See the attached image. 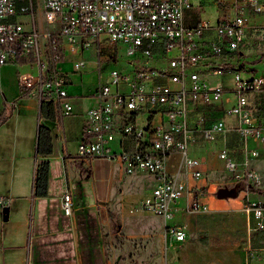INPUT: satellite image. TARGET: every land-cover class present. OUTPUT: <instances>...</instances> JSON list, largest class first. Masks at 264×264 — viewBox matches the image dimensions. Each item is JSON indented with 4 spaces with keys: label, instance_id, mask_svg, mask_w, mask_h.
I'll return each instance as SVG.
<instances>
[{
    "label": "built area",
    "instance_id": "built-area-1",
    "mask_svg": "<svg viewBox=\"0 0 264 264\" xmlns=\"http://www.w3.org/2000/svg\"><path fill=\"white\" fill-rule=\"evenodd\" d=\"M217 3L231 9V14L223 11L215 24L199 18L190 26L184 17L193 0H0V66L30 58L38 70L20 74V85L39 101L53 102L62 113H70L72 71L58 65L63 57L95 51L101 74L102 64L117 61L124 49L130 65L110 68L106 78L99 77L93 90L98 102L86 111L84 136L73 158L118 161L127 174H150L154 184L139 200V208L164 221L173 217V205L186 194L190 196L188 211L207 212L208 207L187 183L169 172L171 156L179 154L178 168L201 177L202 160L191 154L190 146L197 134L208 141L225 134L229 126L224 115L236 116L232 128L244 140L246 156H259L260 148L264 155V122L248 98L249 93L264 91V75L243 78L239 66L234 65L245 42L249 18L264 16V0ZM38 17L46 24L44 29L39 27ZM207 31H213L212 38L204 37ZM103 48L112 52L99 54ZM163 59L166 65H153ZM86 66L84 57L73 62L77 72L85 71ZM225 72L233 73L235 102L208 122L226 88L210 85L207 77ZM140 115L145 119L140 120ZM249 140L256 146L250 147ZM217 155L233 181L250 185L259 181L248 158L240 167L227 147L220 148ZM8 203L9 197L0 196V206ZM61 208L66 215L73 212L69 188L61 196ZM244 208L252 213L255 227L264 230V205L245 202ZM164 234L177 242L186 238L184 227L177 224H166Z\"/></svg>",
    "mask_w": 264,
    "mask_h": 264
},
{
    "label": "crops",
    "instance_id": "crops-1",
    "mask_svg": "<svg viewBox=\"0 0 264 264\" xmlns=\"http://www.w3.org/2000/svg\"><path fill=\"white\" fill-rule=\"evenodd\" d=\"M252 17L253 23L249 22V28L245 35H247L251 29L264 27V22H260L262 19L259 21L260 17L264 20L263 15L258 14ZM199 18L200 17L193 6L186 10L184 20L187 25H194ZM38 23L41 29L46 27V24L41 17H38ZM213 35V31H207L204 37L209 39L212 38ZM245 44L246 38L244 45ZM85 52L86 51L76 54L87 60L86 70L83 72L74 71L73 62L75 59L71 58L72 56H75L74 54H66L58 63L61 69L72 71V79L68 85V92L73 109L70 113H62L60 107H57L53 103L55 110L54 116H48L44 113L46 111L48 112V107H45L42 112V101L29 95L20 85L19 76L23 73L20 72L18 67H35V71L31 72L33 74L38 70L36 64L30 63V58H20L0 66V69L6 67V65L15 68L14 77L18 85L16 93L11 94L8 97L5 96V92H8L7 88L0 87V96L2 97L0 116L4 115L6 118L5 121L0 124V140L2 139L1 134L3 133V127L6 123L13 122L17 134L21 138L20 150L23 154L22 159L27 160L31 158V153L28 150V140H32L33 144L35 142L34 161L32 164L33 185L30 191L31 197L29 193H26L27 191L23 189L25 183L23 179H15L8 189V192L11 194V201L8 205V218L4 219L3 211L0 212V264H17L13 259V255L11 253L8 254L7 251L17 247V241L21 238V234H19L21 231H19L18 236H16V233H13L9 228L11 234H7V226L4 225V221L11 218L13 212L16 214L22 213V219L25 224L28 223V220H31L29 224V246L27 257L25 258L26 260H24V257L20 254L18 259L20 264H87L89 260L87 258L86 242H88V238L86 236V229H92L94 226L92 225L94 220L99 218L97 209L102 205V202L109 199L113 186L112 183L117 180L118 170L123 174H127L124 171L122 164L118 161H110L103 158H94L84 161L73 158L77 152L78 142L84 136L86 111L98 102L96 96L93 94V90L99 81V77L104 78V72L100 74L99 69L97 68L95 51H90L87 56L84 55ZM239 55V58L243 55L242 48ZM88 75H94L92 81L90 80L86 85L80 84L82 79ZM252 95L253 94L249 93V100L254 97ZM258 96H260L258 99H261L259 103L262 102V104H264V91L258 93ZM227 100L230 101L229 98H227ZM223 108L224 105L221 102H217L211 110V117L208 119V122H211L222 115ZM226 124L229 126V130L225 134L217 135V138L215 139L217 142L216 145H211L212 142H209L200 134H197L196 141L190 146L191 154L198 156L202 160L200 168L203 173L206 169V163L204 158L198 154L200 152H210L209 155L211 156L213 153V147H217L215 150L216 159L222 162L224 168V161L217 155L218 150L224 146L228 148L231 156L240 163V167H244V161L238 159L237 153H245V142L232 128L230 123L226 122ZM42 127L46 128L50 134L52 150L49 153L39 151L38 143L40 128ZM201 144H206L207 147L199 151L197 146H200ZM249 146L254 147L256 146V143L253 140H249ZM246 158H248V166L255 170L257 168L252 162L263 161V151L260 148L259 156H246ZM171 159L177 160V164H179L180 155L174 154L171 156L170 160ZM97 161L111 162L113 169L110 176L106 177L103 174L102 176L97 177L94 175L92 170ZM44 163H47L49 166L48 188L46 195L39 196L35 192L36 173ZM168 169L169 172L178 175L180 179L187 183L191 192L208 207V211H188L186 209V204L190 199V196L189 194H186L173 205L174 215L170 220L164 221L161 217L152 214L161 222L162 236L167 246V258L165 264H249L246 261L244 252L239 249L225 248L220 243L215 245L212 242L203 246L198 243L194 244L189 239V233L193 231L194 228L197 229V222L195 221L196 214L207 215L212 209L219 211L225 209V207L232 204V198L229 197V199H226L210 195L209 192L211 191L212 185H208L204 175L195 178L184 172L183 169H179L178 166L177 169H175L174 165L171 164V161H169ZM19 171H28V173H30L31 164L22 163ZM135 173H143L147 176L149 184V191L145 194L147 195L151 192L154 179L145 171H137ZM132 178L133 177L129 180ZM231 182L238 183L233 180ZM103 183H106L104 189ZM68 188L72 192L73 197V212L70 215H66L61 208V196ZM199 191H201V193ZM205 192L208 194L206 193V195ZM2 194H7V190L0 189V195ZM244 196L245 194L243 195V198ZM141 198H139V200ZM244 203L245 201H243L242 211L248 219V224H250V219H253L255 224L256 222L252 213L245 210ZM29 204L31 205V218L28 212ZM166 224L183 226L186 231V238L180 242L166 239L164 234ZM95 233L92 235V239H90L89 242H94L95 258L93 260L94 262H97L95 260L96 258H99L101 261L102 249L100 247V249L97 250V246L100 244L99 237Z\"/></svg>",
    "mask_w": 264,
    "mask_h": 264
},
{
    "label": "rangeland",
    "instance_id": "rangeland-1",
    "mask_svg": "<svg viewBox=\"0 0 264 264\" xmlns=\"http://www.w3.org/2000/svg\"><path fill=\"white\" fill-rule=\"evenodd\" d=\"M193 4V8L199 17L201 19H209L211 24L216 23L218 16L223 11L226 14H231V9L225 8L224 4L220 5L217 3V0H193ZM200 7H202L201 11L199 10ZM259 21L264 22L261 17ZM249 22L253 23V17L249 19ZM245 38L246 44L242 45L243 55L237 58L234 65L239 66L238 71L243 78H250L253 75H264V27L251 29L245 35ZM89 53L90 50L86 51L84 55L87 56ZM81 57L80 55H75L71 58L78 59ZM128 59L129 56L123 49L120 51L117 61L104 62L102 64L104 78H106L110 68L124 69L128 67L130 65L127 62ZM153 65H166V60L163 59L160 63ZM14 69L10 65H6V67L0 69V87L7 88L8 92L4 90L6 97L15 94L17 91L18 85L15 81ZM18 69L22 73L35 71V67L31 68L29 66L18 67ZM93 78L94 75L85 76L80 84L86 85ZM207 81L210 85L221 84L226 88V92L219 102L224 105L225 109L230 108L236 99L235 92L233 91V73L225 72L220 75H211L207 77ZM112 88L115 90L116 86L113 85ZM252 96L254 97L249 100L250 106L256 112L258 118L264 122V104L262 102L259 103L261 99H258L260 97L258 93ZM1 102L2 97L0 96V105ZM196 102L199 103L200 100ZM189 111H191V108ZM139 119L143 120L145 116L140 115ZM223 119L232 126L236 125L237 118L235 115H224ZM2 132V139L0 140V189L7 190V194L0 196L9 197V205L11 194L8 192V189L13 180L23 179L25 182L23 189L29 195L31 193L35 142L33 144L32 140H28V150L31 153V158L25 160L22 159L23 154L20 150L21 138L17 134L14 123H6ZM214 141L209 142H212L211 145L214 146L217 143ZM206 147V144L197 146L199 151ZM216 148H212L213 153L211 156L209 155L210 152H200L198 154L204 158L206 163V169L203 175L208 185H212L209 194L226 199L231 197L232 204L220 211L211 208V212L207 215L196 214L195 221L197 222V229L194 228L189 233V239L192 243H198L203 246L212 242L215 245L220 243L225 248L239 249L244 252L246 261L249 264H264V230L257 229L253 219H250V224H248V219L242 211L243 201L260 202L264 205V160L252 162L257 168L255 170L259 176L258 182L256 181L253 185L244 182L233 183L231 182L230 173L225 170L222 162L216 159ZM237 156L238 159L246 160L244 152L237 153ZM169 161L177 169V160L171 159ZM22 163L31 164L30 173L28 171H19ZM112 169L111 162L97 161L94 164L92 172L97 177L103 174L108 177L111 175ZM131 177L133 178L129 180ZM112 185L109 199L102 202V205L97 209L99 218L94 220L92 229H86V236L88 238V242H86L87 258L89 260L87 264H165L167 246L162 236L161 222L152 214L142 211L138 204L139 198L144 197L149 191L147 176L143 173L123 174L118 170L117 180ZM105 187L106 183H103V189ZM199 192L201 193V191ZM244 194L245 196L243 198ZM1 211L2 206H0ZM28 212L31 218L30 204ZM22 218V213L16 214L13 212L11 218L4 221V225L7 226V234H11L9 228L13 233H16V236L21 231L19 232L21 238L17 241V247L7 251L8 254L11 253L13 255V259L17 264H20L18 261L20 254L26 260L29 246L28 235L31 220H28V223L25 224ZM94 233L99 237L100 245L97 246V250L100 247L102 249L101 261L99 258H96L95 260L97 262L93 260L95 258L94 242H89Z\"/></svg>",
    "mask_w": 264,
    "mask_h": 264
},
{
    "label": "trees",
    "instance_id": "trees-1",
    "mask_svg": "<svg viewBox=\"0 0 264 264\" xmlns=\"http://www.w3.org/2000/svg\"><path fill=\"white\" fill-rule=\"evenodd\" d=\"M112 52L110 48H103L99 51V54H104V53H110ZM115 54V51H114ZM46 102V104H45ZM41 109L43 112V109L45 107H48V112H44L48 116H54L55 110L53 107V102L50 101H42L41 104ZM5 116L1 115L0 116V124L5 121ZM39 151L40 152H51L52 146H51V139H50V134L49 131L46 128H40V135H39ZM48 173H49V166L47 163H44L42 167L37 171L36 173V182H35V192L39 196H44L47 194V188H48Z\"/></svg>",
    "mask_w": 264,
    "mask_h": 264
},
{
    "label": "water",
    "instance_id": "water-1",
    "mask_svg": "<svg viewBox=\"0 0 264 264\" xmlns=\"http://www.w3.org/2000/svg\"><path fill=\"white\" fill-rule=\"evenodd\" d=\"M2 211H3V214H4L3 215L4 219H7L8 218V212H9V206L8 205L3 206Z\"/></svg>",
    "mask_w": 264,
    "mask_h": 264
}]
</instances>
